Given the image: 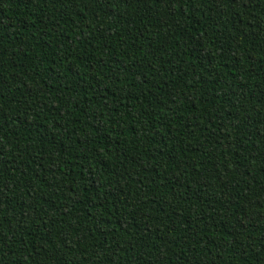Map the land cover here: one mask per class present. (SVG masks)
<instances>
[{"label":"trees","instance_id":"trees-1","mask_svg":"<svg viewBox=\"0 0 264 264\" xmlns=\"http://www.w3.org/2000/svg\"><path fill=\"white\" fill-rule=\"evenodd\" d=\"M0 264H264V0H0Z\"/></svg>","mask_w":264,"mask_h":264}]
</instances>
